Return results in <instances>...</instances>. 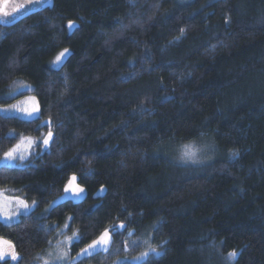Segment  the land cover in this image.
<instances>
[{
	"label": "trees",
	"instance_id": "16d2710c",
	"mask_svg": "<svg viewBox=\"0 0 264 264\" xmlns=\"http://www.w3.org/2000/svg\"><path fill=\"white\" fill-rule=\"evenodd\" d=\"M28 96L36 117L0 113V191L33 206L0 221L22 257L0 264H35L66 224L71 260L126 225L73 264H264V0H50L0 21V106ZM209 140L203 163L173 155ZM72 176L83 196L61 199Z\"/></svg>",
	"mask_w": 264,
	"mask_h": 264
},
{
	"label": "rangeland",
	"instance_id": "374dc122",
	"mask_svg": "<svg viewBox=\"0 0 264 264\" xmlns=\"http://www.w3.org/2000/svg\"><path fill=\"white\" fill-rule=\"evenodd\" d=\"M75 25L73 23H68V29L71 30ZM62 52H64V50H62ZM60 52V53H62ZM60 53L58 55H60ZM69 51H67L64 56L61 58V62L59 63V65L54 64L53 61H55L56 56L54 58V60L51 63L52 67H59L62 62L64 61V59L67 57ZM20 90L18 91H27L29 88L27 86H20L19 88ZM32 96H28V97H24L18 101H16L15 103L11 104V105H7V106H0V113L4 114V115H11V116H18L24 119H30V118H34L36 117L37 113H35L32 117H28L25 115L24 109H31V107H33V105L35 104L37 106V102L36 100L33 102L31 100ZM17 109H20L21 111H17ZM29 140L34 141V139L31 138H23L19 144L14 147L16 148V155L17 158H19L20 156H24L25 159H27V155L31 152V148L33 146L34 143H29ZM210 141V140H209ZM45 147V146H44ZM214 149V145L213 143L210 141V144H204L201 141L200 142H190V143H182L178 146H176L174 148L173 151V155L175 157V159L183 164H199V163H203L206 159V157L208 156H212V151ZM191 150L192 152H194V155L192 156H185V152ZM204 160V161H203ZM8 163V164H19V162L17 161H11V162H5L2 158L1 163ZM17 162V163H16ZM68 184V183H67ZM83 196V192L80 193L79 197H75L71 192H64L63 196L61 197V199H65V198H69L72 200H78ZM15 197L9 196L7 195L4 191H0V205H6V207H0V211L3 212H7L9 215H11L12 213H16V209H17V205L15 202ZM33 207V206H32ZM31 207V208H32ZM31 208L29 210H27L26 213H28ZM17 217L19 219V217L22 214H25L24 210H21L19 213H16ZM18 219H14L9 223L15 222ZM0 221H3V219H0ZM68 228V227H67ZM67 228H65V226H63L61 229H58V231H56L57 235L55 238V243L51 245V247L49 248L48 251H46L44 254H41L38 256V258L35 261V264H73L75 263L78 259H80L81 257L85 256L84 254H81V252L78 253V255L74 258V259H70L69 257V245L70 243L67 242V238L68 237H72L73 233H66L65 231H67ZM75 240V239H74ZM149 249V248H148ZM148 249L146 251H148ZM144 251V252H146ZM142 252V253H144ZM138 254L136 257L141 256V254ZM58 257H62L63 259H57ZM8 259H10V256L8 257ZM122 260H130L132 262H138L137 260H134L133 258H129L128 256L118 260L122 261ZM141 261V260H140Z\"/></svg>",
	"mask_w": 264,
	"mask_h": 264
},
{
	"label": "snow or ice",
	"instance_id": "6c2138e0",
	"mask_svg": "<svg viewBox=\"0 0 264 264\" xmlns=\"http://www.w3.org/2000/svg\"><path fill=\"white\" fill-rule=\"evenodd\" d=\"M30 2L39 3L40 0H30ZM22 7H23V5H22ZM226 22H227V20H226ZM181 32H183V29H181ZM67 51L68 50L65 49L64 52L60 53V55H58L56 57V59H55V61H53V63L59 65V63L61 62V58L64 56V54ZM31 100L34 102L35 98L32 97ZM17 111H21V110L17 109ZM22 111H24L26 116L32 117L35 113L39 112V107L34 104L30 110L24 109ZM45 123L48 127V132H47V135L43 138V145L45 147H47L53 141L54 133L52 131L51 121H47ZM29 143L31 144V143H35V142L29 140ZM192 155H194V152H192L191 150L185 152V156L190 157ZM16 159H17L16 148H13L12 150H9L8 152L4 153L3 160L5 162H11V161H14ZM19 159L24 160L25 157L20 156ZM76 180H77V177L72 176L70 178L68 184L65 186L64 191L66 193L71 192L75 197H79L80 193H82L84 191V189L79 187V185L75 183ZM101 191H103V188L101 189ZM15 202L17 205L16 213H19L21 210H24V212L26 214L27 210H29L32 207V205H29L23 199H20V198H16ZM35 203L36 202L33 201V205H35ZM0 207H6V205H0ZM16 213H12L11 215H9L7 212L0 211V219H3L5 223H9L14 219H18ZM69 219H72V217H69ZM67 227H69L68 224L65 225V228H67ZM123 229H126L125 224H120V225L112 226L110 228H106L104 230V232L101 233V235L96 240H93L91 244H89L86 248L81 250V254L92 255L94 252L99 251V250L108 251L110 244H111L112 235L114 233H116L117 231H120ZM74 239H76V240L79 239V235L77 232H73L72 237L67 238V242L71 243ZM126 247H127V245H126ZM150 254L159 255L160 253L157 250V248L150 246L148 251L142 253L141 256L134 257L133 259L140 261V260H143L144 258L148 257ZM237 255H238V253L235 250H233L232 252H230L228 254V258H229V260H233ZM9 256H10L12 261H18L19 259L22 258V257H19L18 254L15 252V246L10 241H5L2 238H0V260H6ZM57 259L62 260L63 258L58 257Z\"/></svg>",
	"mask_w": 264,
	"mask_h": 264
},
{
	"label": "water",
	"instance_id": "95a60500",
	"mask_svg": "<svg viewBox=\"0 0 264 264\" xmlns=\"http://www.w3.org/2000/svg\"><path fill=\"white\" fill-rule=\"evenodd\" d=\"M49 1L40 0L39 3H33L30 0H0V21L4 23L12 22L22 15L40 10Z\"/></svg>",
	"mask_w": 264,
	"mask_h": 264
}]
</instances>
